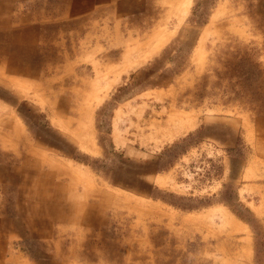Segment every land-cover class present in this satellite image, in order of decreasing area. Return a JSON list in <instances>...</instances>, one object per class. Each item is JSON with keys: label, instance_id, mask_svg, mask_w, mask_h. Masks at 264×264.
<instances>
[{"label": "rangeland", "instance_id": "374dc122", "mask_svg": "<svg viewBox=\"0 0 264 264\" xmlns=\"http://www.w3.org/2000/svg\"><path fill=\"white\" fill-rule=\"evenodd\" d=\"M35 1L0 0V116L22 128L4 127L0 142V264H240L244 239L247 264H264V0H190L182 17L171 10L182 0H140L122 21L114 10L75 20L66 37L49 18L34 23ZM158 29L167 40L156 52L138 65L137 52L126 57ZM181 112L193 126L173 123ZM41 132L44 174L63 173L61 189L42 193L22 158Z\"/></svg>", "mask_w": 264, "mask_h": 264}, {"label": "bare ground", "instance_id": "6f19581e", "mask_svg": "<svg viewBox=\"0 0 264 264\" xmlns=\"http://www.w3.org/2000/svg\"><path fill=\"white\" fill-rule=\"evenodd\" d=\"M172 5L173 6H172V9L171 10L173 12H175L178 16H181L182 17V16H184L186 14V12H187V10H188V8L190 6V0H182V1L176 2V3L172 4ZM74 10H76V9H74ZM166 40H167L166 31L164 29L155 30L152 33V35L149 36L146 41H144V43H142L141 45L138 44V47L136 49L133 50V48H132V50H129V51L127 50L126 57H129V55H132L133 52H137V54H138L137 57H138L139 60H138V62H137L136 65H138L144 59H147L154 52H156L159 49V47H161V45ZM10 53H12V52H10ZM7 66H8V64H7ZM23 72L26 73V74H34L33 71H30L29 68H27L26 70L23 69ZM170 119L173 121L174 124L179 125V126H182V127L184 125H187V127H191L194 124V119L192 118L191 115H189V113L188 114L187 113L184 114V113L181 112L179 114H174L173 116L170 117ZM18 124H19V122L17 120L15 121L13 118H4L3 116H0V142H1V144L4 145L7 142V140H6L7 139L6 138V135L7 134L3 132V131H5L3 129L4 127L8 129L7 131H9L10 133L11 132L14 133L17 137L19 135H21L22 128ZM78 126H79V129H78V131H77L76 134H78L81 137V141L79 140L81 142V145H83L85 147V149H87V150H89V149L92 148L91 151H94L95 150V147H94V143H93V133L90 132V131H87L86 132L84 130L85 126H83V128H82V125L81 124H79ZM10 133H9V135H11ZM53 168H55V167H53ZM55 169H56L57 175L54 174V173H50L49 172L50 175H51V177H48L47 174H44V172L38 173V174L34 175V179L33 180H30V181H33L34 182L33 190L42 193L45 189L48 191L49 190V187L50 188H53V189H56V190L61 189V187L63 185H61V184H56L55 185V180H53L54 179L53 177L57 178V176H58V181H60L59 179H60L61 176H63V173H58L59 170H57V168H55ZM69 170L74 174V176H76V179L77 180L79 179V180L83 181V184L85 186H87V187L89 186L87 184V181H89V179L87 178V172H84L81 168H79L77 166L72 167ZM24 178H25V181H26V179H28L27 176H25ZM37 181H38V183H37ZM19 187H18V190H21V189L24 190V186H21L20 188ZM46 194H44V195H46ZM52 194L49 195L47 198L52 199V197H53ZM36 198H37V200L39 202H42V203L44 202V205L40 206L41 213H44L46 216H48L52 220H57V221L58 220H62L63 216H62V214L60 212V210H61L60 208H57L56 207V209H55L54 206L49 205L48 202H46V201H48V199L44 200V197L43 196H38V197L36 196ZM55 206H58V204H55ZM74 207L76 209H78V208L79 209H83L82 208L83 205H81V204L80 205H74ZM62 209H64V208L62 207ZM75 214H78V213L76 212ZM223 217H224L223 219H224L225 224H228L230 226L235 225L234 228H233L234 231H236V232H240V231L241 232H244L245 231L246 232V228L244 226H241L240 223H235V219L233 217H231V216H228L227 215V212L225 213V215H223ZM66 218H67V216L65 217V220H66ZM233 222H234V224H233ZM245 234H247V232ZM249 241H250L249 239H244V241L242 242L243 244H242V247L240 248V260H242L241 262H243V263H240V264H247L250 261V254H249V248H248L249 245H250Z\"/></svg>", "mask_w": 264, "mask_h": 264}, {"label": "crops", "instance_id": "0c3cea01", "mask_svg": "<svg viewBox=\"0 0 264 264\" xmlns=\"http://www.w3.org/2000/svg\"><path fill=\"white\" fill-rule=\"evenodd\" d=\"M5 1V0H4ZM21 1V0H20ZM36 4L34 5V9H35V14L32 15L31 19H33L34 23H38L40 27H42V25H44V22L47 18H49L50 20H48V24L49 27H51L52 29H55V31H51L50 33H55L57 30L60 31V34H63V36L61 37H66V34H68L64 28L66 25L70 24L71 22H74L75 20H80L81 25L84 27L85 25V21L86 19L90 20V19H94V20H101L102 16H104L106 14V11H113V13H108V16L110 17H114V16H118L120 17V20L122 21L123 15H121V8L124 5L130 6L133 5L137 2H140V0H102V3H105L107 5L110 6V8H103L101 9V11L98 10V8L100 7L99 4H101V0H37L35 1ZM70 2H77L79 4H86L87 5V10H85L84 8L79 10V12H71V9L66 10L67 7H69V3ZM44 5V7H46L47 12L41 8V6ZM129 9V8H128ZM118 12V13H116ZM58 14H60L62 17L61 19L63 21H65V25H61V26H57L55 23L57 20L59 19V16H57ZM116 18V17H115ZM38 19H40V21H38ZM47 21V20H46ZM57 29H56V27ZM81 26V27H82ZM105 30V29H104ZM26 31H28V29H26ZM117 34V30L114 31L113 33ZM33 35L35 36V43L36 45H40L43 44L42 41H45L44 43L49 45L48 42H46V37L44 38H37L36 39V35L33 33ZM43 36V34H41ZM73 35V33H72ZM44 39V40H43ZM55 41L53 40V43ZM51 95V94H50ZM56 100V99H55ZM51 104V103H50ZM50 106V105H49ZM53 107V106H52ZM52 107L49 110H52ZM46 132H41L40 135V139L41 141H33L31 143H27L24 142L23 144L25 145L22 150L24 152L23 155V159H28L30 161V165L28 168L25 169V176H27L28 180H33L34 179V175L38 174V173H42V172H46L47 169L43 170V166L44 163H39L38 162V157L40 156V154H42V149L47 148L46 146H50L49 142H47V140H45L46 137ZM9 134V133H8ZM9 143V142H8ZM10 146L12 147H17L18 145H13V143H9ZM57 147V146H55ZM57 149V148H56ZM26 151H30V152H26ZM6 154V152H4V155ZM9 154V153H7ZM50 167V166H49ZM258 173H261V165H259V169H258ZM254 186H257L259 188V190H261V182H259L258 184H253ZM70 188V187H68ZM70 190L67 189L66 192H69ZM65 192V193H66ZM29 203H31L34 199L28 198ZM35 201V200H34Z\"/></svg>", "mask_w": 264, "mask_h": 264}]
</instances>
